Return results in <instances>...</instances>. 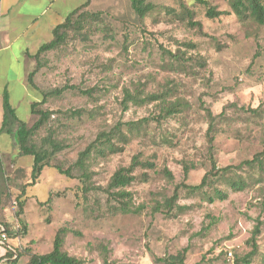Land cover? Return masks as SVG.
Listing matches in <instances>:
<instances>
[{
	"label": "rangeland",
	"instance_id": "obj_1",
	"mask_svg": "<svg viewBox=\"0 0 264 264\" xmlns=\"http://www.w3.org/2000/svg\"><path fill=\"white\" fill-rule=\"evenodd\" d=\"M144 1L155 8L140 17L131 0H91L87 8L101 14V20L92 22L95 29L85 28L87 34L74 35L45 55L36 77L41 88L74 84L82 90H70L42 106L55 112L54 124L58 118L65 124L56 125L69 147L56 161L67 167L100 132L119 127L127 137L113 138L120 150L91 156L90 189L82 193L76 169V178H68L46 166L30 185L32 157L20 155L8 135L6 151H0L5 196L0 211L7 213L10 227L25 228L14 246L21 248L15 264L27 259L24 249L50 251L61 227L67 228L63 249L84 264H102L105 258L109 264H235V256L252 249L249 238L257 223V252L249 264H264V166L231 168L227 174H239L246 182L241 191L231 190L226 177L212 178L204 190L211 192L212 185L221 189L227 193L223 201L210 203L203 190L181 187L171 210L155 211L176 185L199 183L212 159L218 167L237 166L264 148V24L240 21L232 13L209 19L194 0H184L194 2L191 19L181 0ZM208 1L229 10L227 0ZM177 50L180 60L168 53ZM34 66L32 60L28 71ZM32 89L34 101L40 100L39 91ZM126 90L141 97L156 93L167 101L124 105ZM170 102L176 111L167 115L162 106ZM75 109L80 115L66 121L63 112ZM27 113L23 105L17 108L31 125L37 117L30 112L32 118L26 120ZM128 123L139 124L140 133H130ZM134 155L155 167H137L135 180L126 187L140 212L120 213L104 189L113 172ZM164 167L172 180L162 174ZM19 199H25L21 222ZM185 247L183 262L174 260Z\"/></svg>",
	"mask_w": 264,
	"mask_h": 264
},
{
	"label": "trees",
	"instance_id": "obj_2",
	"mask_svg": "<svg viewBox=\"0 0 264 264\" xmlns=\"http://www.w3.org/2000/svg\"><path fill=\"white\" fill-rule=\"evenodd\" d=\"M91 0H86L82 5L71 10L64 18V20L56 25L52 30V37L49 41L42 43L37 50L29 54V57L34 61L35 66L33 69L28 71L27 73V83L31 88L39 91L41 98L38 101H33L30 105V112L33 115H36L35 121L28 125L24 119H21L16 113L15 109L10 105L7 96L4 94L3 99V116L2 123L0 127V133H4L12 137L17 145L18 153L22 156H31L32 157V166H31V182L30 185L35 184L36 179L39 177L41 171L44 167H52L58 173L68 177V178H76L73 174V171L79 170L80 174L77 175L80 186H78V190L82 193H87L90 189L89 185V175H88V160L94 153H99L101 155L114 153L119 149V147L113 142V138H126V134H124L119 127H116L114 130L103 131L98 133V135L87 144L82 150L78 152L77 158L67 167H63L61 163L56 161V158L59 154L65 151L69 144L66 143L64 138L58 134V129L56 124L65 125L63 123L54 124V111L49 108H43L42 106L47 103V101L51 98H56L62 96L65 92L70 90H78L81 93V89L76 87L74 84H65L62 86H56L51 89H43L37 84V73L43 67L45 55L49 52H53L55 50H59L64 47L69 38L74 35H85L87 32L84 31L85 28L91 27L95 29V26L92 22H97L101 20V14L99 12H91L87 6L89 5ZM194 2H198L202 4L205 8V16L209 19L218 18L222 15H230L234 14L237 19L240 21H244L246 19L253 20L255 23L259 25L264 24V0H227L229 10H218L214 6L209 4L208 0H194ZM193 2V3H194ZM186 3L184 0L180 1V7L184 9L187 16L191 19L194 15L193 10H191L192 4ZM131 7L133 11L140 17H144L147 13L151 12L155 5L151 2H145L144 0H131ZM191 25L201 27L199 22H192L189 20L188 22ZM192 45V44H188ZM171 57L175 60L181 59V53L179 50L176 53L168 52ZM163 96V95H161ZM156 93H150L144 97H141L139 94L130 93L126 90L124 94V105H127L128 101H131L133 104L141 105L143 103L149 101H159L160 103H166V98ZM174 102L168 103V105L164 104L162 107L166 109L167 115L172 114L175 110L173 108ZM80 110H66L63 112L64 119L71 120L76 115H80ZM210 124L208 131V140L210 143L213 142V135L211 131H213V116L210 114ZM132 125L131 123H128ZM141 126L139 124L132 125L128 131L130 133H140ZM243 165L248 167H258L262 169L264 166V148L259 153H256L251 159L244 160L240 162L237 166H224L218 167L215 163V160H211L210 168L206 173L202 176L201 180L197 184H187L185 182H181L175 186L173 194L166 199L162 204H157L155 206V211H160L162 208H166L167 211L171 210L176 205V200L178 198L179 189L181 187L186 188L191 192L195 191H204V195L206 196V200L210 203L214 201H223L227 198V193L222 191L221 189L214 187L212 185L211 192H207L204 190L206 187L211 185L212 178L217 180L226 177V184L233 191H241L246 186V182L243 180L242 176L234 173L233 176H230L229 171L232 167H242ZM137 167L142 168H151L154 169L155 165L153 162L141 160L139 155H134L130 163L127 166H119L109 178L108 183L106 184L105 191H107L108 195L111 196L114 201H116L115 209L120 213H135L140 212V206H134L132 204L131 193L126 190L136 178L134 175V170ZM162 174L168 179L172 180L173 176L171 172L164 167L162 169ZM188 174V166L184 165V179L187 178ZM236 176V177H234ZM22 194L24 193V188L22 189ZM4 180H3V172L0 169V206L2 205V200L4 198ZM25 204V199L18 200V211L16 215L20 222L22 221L20 215L23 212V207ZM181 206H177L180 208ZM1 208V207H0ZM2 211V210H1ZM0 226L5 228V232L8 238H17L20 234L25 233L24 230L21 231L15 230L8 225L7 218L3 216L0 219ZM67 233V228L61 227L59 228L53 238L52 248L50 251L45 253H37L34 250L24 249V253L26 256L25 264H84L82 259H79L75 256L69 255L63 249L64 237ZM260 229L259 224L257 223L251 233L249 238V242L252 246L250 252L245 254L244 256H235L234 263L235 264H249L251 262V258L257 252L256 248V237L259 235ZM7 244V242L5 241ZM21 249V248H19ZM18 248H14V252L8 249L6 251V258H8L2 264H15L17 262V257L19 255ZM187 251V247L183 248L181 254H177L174 256V260L182 263L184 253ZM15 255V257H14ZM102 264H109L107 258L104 259Z\"/></svg>",
	"mask_w": 264,
	"mask_h": 264
},
{
	"label": "crops",
	"instance_id": "obj_3",
	"mask_svg": "<svg viewBox=\"0 0 264 264\" xmlns=\"http://www.w3.org/2000/svg\"><path fill=\"white\" fill-rule=\"evenodd\" d=\"M85 1L0 0V127L4 94L16 113L23 105L28 111L25 119L32 118L30 105L34 97L30 91L34 90L27 83V73L32 65L29 54L49 41L53 28ZM8 142V135L0 133L1 152L6 151ZM2 213L0 211V219L7 216ZM6 242L0 244V264L8 259L6 251L18 244V238H8Z\"/></svg>",
	"mask_w": 264,
	"mask_h": 264
},
{
	"label": "built area",
	"instance_id": "obj_4",
	"mask_svg": "<svg viewBox=\"0 0 264 264\" xmlns=\"http://www.w3.org/2000/svg\"><path fill=\"white\" fill-rule=\"evenodd\" d=\"M14 229L19 230L18 224H15ZM7 239H8V237H7V234L5 232V228L3 226H0V244H4ZM10 250L14 252V248H10ZM14 257H15V255H14Z\"/></svg>",
	"mask_w": 264,
	"mask_h": 264
}]
</instances>
